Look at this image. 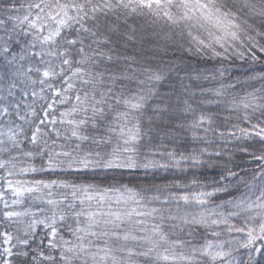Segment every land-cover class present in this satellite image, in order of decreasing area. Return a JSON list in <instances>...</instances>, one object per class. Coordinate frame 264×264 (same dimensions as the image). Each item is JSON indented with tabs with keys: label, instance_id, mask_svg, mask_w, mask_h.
Here are the masks:
<instances>
[{
	"label": "snow or ice",
	"instance_id": "1",
	"mask_svg": "<svg viewBox=\"0 0 264 264\" xmlns=\"http://www.w3.org/2000/svg\"><path fill=\"white\" fill-rule=\"evenodd\" d=\"M261 255L264 0H0V264Z\"/></svg>",
	"mask_w": 264,
	"mask_h": 264
},
{
	"label": "trees",
	"instance_id": "2",
	"mask_svg": "<svg viewBox=\"0 0 264 264\" xmlns=\"http://www.w3.org/2000/svg\"><path fill=\"white\" fill-rule=\"evenodd\" d=\"M192 63L195 66L198 63V61L195 58H193ZM233 71H238V74L242 73V70L233 69ZM257 264H264V255L257 256Z\"/></svg>",
	"mask_w": 264,
	"mask_h": 264
}]
</instances>
